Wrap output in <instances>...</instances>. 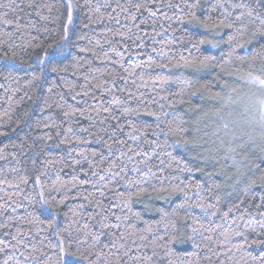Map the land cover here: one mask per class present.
Wrapping results in <instances>:
<instances>
[{
	"label": "trees",
	"instance_id": "16d2710c",
	"mask_svg": "<svg viewBox=\"0 0 264 264\" xmlns=\"http://www.w3.org/2000/svg\"><path fill=\"white\" fill-rule=\"evenodd\" d=\"M261 21L264 0H0V264H259L264 151L219 136L264 80Z\"/></svg>",
	"mask_w": 264,
	"mask_h": 264
},
{
	"label": "rangeland",
	"instance_id": "374dc122",
	"mask_svg": "<svg viewBox=\"0 0 264 264\" xmlns=\"http://www.w3.org/2000/svg\"><path fill=\"white\" fill-rule=\"evenodd\" d=\"M251 80L248 82L254 81ZM254 83L256 86L252 88L236 90L234 98L227 103L225 113L230 120L229 130L226 135L219 136V140L264 148V85L258 80Z\"/></svg>",
	"mask_w": 264,
	"mask_h": 264
},
{
	"label": "snow or ice",
	"instance_id": "6c2138e0",
	"mask_svg": "<svg viewBox=\"0 0 264 264\" xmlns=\"http://www.w3.org/2000/svg\"><path fill=\"white\" fill-rule=\"evenodd\" d=\"M193 6H195V5H193ZM249 15H251V13H249ZM255 32L256 33H259V36L261 37V38H264V21H261L260 22V25H259V27H257L256 29H255ZM261 47H264V45H262ZM257 55H259V52L257 51V52H253L252 54H251V59H255L256 58V56ZM45 59H47V57L45 58ZM45 61L44 60H42L40 63L41 64H43ZM54 71H55V69H53ZM0 75H7V73H0ZM250 75V74H249ZM257 80H258V82L261 84V85H264V80H261V79H258L257 78ZM255 82V81H254ZM262 151H264V148H262L261 149ZM259 181L260 182H262L261 183V186H264V174H262V175H260V177H259ZM253 183L255 184V183H257V181L256 180H253ZM231 209H229V211H230ZM253 260H256L257 258H252ZM258 260H259V264H264V256H261V257H259L258 258Z\"/></svg>",
	"mask_w": 264,
	"mask_h": 264
}]
</instances>
